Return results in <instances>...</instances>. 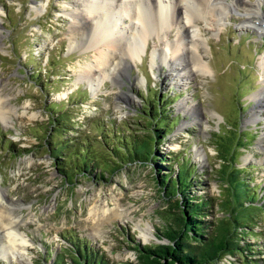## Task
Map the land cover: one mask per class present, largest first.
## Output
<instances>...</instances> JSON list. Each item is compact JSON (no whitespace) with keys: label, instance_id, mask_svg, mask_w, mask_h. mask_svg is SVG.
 Returning <instances> with one entry per match:
<instances>
[{"label":"rangeland","instance_id":"obj_1","mask_svg":"<svg viewBox=\"0 0 264 264\" xmlns=\"http://www.w3.org/2000/svg\"><path fill=\"white\" fill-rule=\"evenodd\" d=\"M72 1L0 0V108L6 115L0 119V207L26 239L17 257L0 248V264H55L59 259L73 264L75 244H85L113 264H134L137 244L166 242L160 232L169 227L171 214L155 166L128 163L112 174L102 173L103 178L98 171L73 176L72 169L65 177L47 150L54 136L51 118L60 112L65 122L60 139L89 141L99 156L101 134L141 136L149 108L157 103L170 123L160 146L169 168L159 175L174 176L180 165L187 169L191 192L211 199L204 217L209 230L228 217L232 206L222 177L223 159L232 147L229 166L242 169L256 196L253 205L263 206L244 229L240 243L246 250L214 264H264V106L257 103V94H264V34L238 27L240 8L223 26L211 15L201 19L198 27L207 43L203 61L211 73L187 68L176 78L165 62L151 61L153 54L170 57L165 36L169 32L174 39L177 29L166 27L151 34L141 59L131 60L116 78V61L101 74L94 65L98 49L70 40ZM130 21L125 17L120 25L127 29ZM86 68L93 87L83 76ZM235 138L243 145L234 144ZM95 206L121 215L94 225L90 212ZM147 223L152 227L146 236L138 225ZM7 242L0 228V243Z\"/></svg>","mask_w":264,"mask_h":264},{"label":"trees","instance_id":"obj_2","mask_svg":"<svg viewBox=\"0 0 264 264\" xmlns=\"http://www.w3.org/2000/svg\"><path fill=\"white\" fill-rule=\"evenodd\" d=\"M152 107L149 108V120L147 119L146 129L141 136L125 133L118 136L113 132L101 134L100 141L104 150L99 156L93 151L89 141L84 140V147V142L78 141L74 144L68 139H60L61 128L65 127L64 113L60 112L56 118H51L56 139L51 137L52 141L48 142L50 146L47 150L65 177L70 176L72 169L75 170L73 176L80 173L92 176L98 171V176L103 178L102 173L112 174L128 163H150L155 166L157 184L161 188L162 196L169 202L171 214L169 227L160 232V238L166 242L137 244V262L134 264H214L225 255L242 254L246 250L240 243L243 234L247 233L244 229L261 212L263 206L253 205L256 196L241 176L242 169L229 166V157L234 147L231 148L228 159H223L226 167L222 171L226 189L229 191V199L226 201L232 206L229 207L228 217L217 221L214 228L209 230V222L204 217L211 199L191 192V174L187 169L180 165L174 176L164 172L159 175L164 168H169L164 163L170 160L160 151V146L170 123L167 120V111H163L159 103ZM159 120L161 123H158ZM226 140H223L225 144ZM238 141L239 138H235L234 144ZM225 144L220 145L221 151ZM71 261L73 264H113L104 256L98 255L97 251L86 248L85 244H75ZM55 264L65 263L59 259Z\"/></svg>","mask_w":264,"mask_h":264},{"label":"bare ground","instance_id":"obj_3","mask_svg":"<svg viewBox=\"0 0 264 264\" xmlns=\"http://www.w3.org/2000/svg\"><path fill=\"white\" fill-rule=\"evenodd\" d=\"M262 5L264 0H256V3H251L250 0H73L69 13V38L75 45L86 44V48L98 49L94 65L100 69L101 74L107 70L110 61H116L118 78L119 74L126 72L131 60L141 59L151 34L158 35L164 32L166 27L176 28L177 35L174 39H169V32L165 36L167 40L165 49L170 57H166L165 54H153L151 61L155 64V59L158 58L165 62L176 72V78L180 76L179 71L187 68L189 72L194 70L206 75L211 73V67L208 62L203 61L202 51H205L207 43L200 34L198 21L206 20L211 15L217 25L223 26L230 13L240 8L243 13L238 27L241 30L257 29L256 31L262 35L264 34ZM181 9L184 15L180 14L179 18ZM125 17L132 20L127 23V29L120 25V21L123 23ZM183 18L185 23L182 21ZM177 21L182 24H177ZM98 47H101V50ZM260 66L264 71V54L261 56ZM90 72L91 69L86 68L83 76L92 86L95 82L90 80ZM257 97L258 107H263V92H259ZM2 101L0 95V107L3 106ZM5 117V112L0 108L1 121H4ZM99 207L95 206L90 212L91 218L96 220L94 225H100L111 217L121 215L117 210ZM138 226L146 236L152 227L149 223ZM0 228L8 241V244L0 243V248L4 247L7 254L17 257L19 250L24 249L26 239L19 236L18 225L8 219L1 207Z\"/></svg>","mask_w":264,"mask_h":264}]
</instances>
